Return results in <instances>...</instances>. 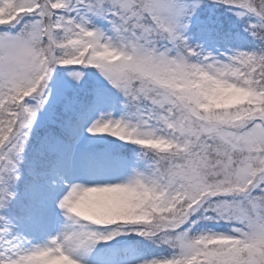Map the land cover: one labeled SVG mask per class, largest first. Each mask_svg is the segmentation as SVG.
<instances>
[{"label": "snow or ice", "instance_id": "obj_1", "mask_svg": "<svg viewBox=\"0 0 264 264\" xmlns=\"http://www.w3.org/2000/svg\"><path fill=\"white\" fill-rule=\"evenodd\" d=\"M0 264H264V0H0Z\"/></svg>", "mask_w": 264, "mask_h": 264}]
</instances>
